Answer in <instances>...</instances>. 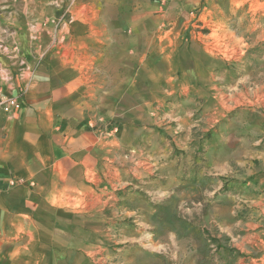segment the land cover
I'll return each instance as SVG.
<instances>
[{
  "label": "crops",
  "instance_id": "0c3cea01",
  "mask_svg": "<svg viewBox=\"0 0 264 264\" xmlns=\"http://www.w3.org/2000/svg\"><path fill=\"white\" fill-rule=\"evenodd\" d=\"M64 2L0 0V264H138L108 237L104 218L114 211L94 191L118 148L145 134L150 94L162 76L156 59H145L148 30L126 33L131 17H109L120 4L101 3L105 11L90 33L78 17L57 30L54 9ZM86 41L92 45L81 53ZM177 41L174 54L163 55L177 74L174 95H188L176 104L177 130L236 136L249 182L263 191L264 91L255 81L246 86L243 74L230 84L225 76L236 66ZM91 52L92 64L74 63ZM218 122L228 124L221 133L213 130Z\"/></svg>",
  "mask_w": 264,
  "mask_h": 264
},
{
  "label": "rangeland",
  "instance_id": "374dc122",
  "mask_svg": "<svg viewBox=\"0 0 264 264\" xmlns=\"http://www.w3.org/2000/svg\"><path fill=\"white\" fill-rule=\"evenodd\" d=\"M104 1L108 0H65L55 6L57 30L60 23L78 17L87 19L90 24L85 27L92 33L94 17L105 11ZM109 1L120 4L109 17L133 19L126 33L130 27L148 30L150 51L145 59H156L162 79L150 94L145 134L128 148H118L116 161L103 169L101 185L94 191L100 205L114 211L104 218L111 228L108 237L138 264L147 258L159 259L150 264H264V190L253 189L249 182L242 163L245 156L237 153L234 143L236 136H189L188 130H177L176 104L188 95H174L177 74L169 70L163 56L174 54L180 38L189 45L197 43L217 64L223 60L236 66L225 76L230 84L242 82L243 74L250 81L246 86L252 87L254 81L259 85L260 95L264 91V0ZM89 44L92 41L82 42L80 52L87 51L83 47ZM161 45L167 51L154 58ZM80 55L75 64H92V52L90 57ZM220 74L218 69V81ZM216 124L217 133L228 127ZM118 254L116 260L125 257Z\"/></svg>",
  "mask_w": 264,
  "mask_h": 264
},
{
  "label": "built area",
  "instance_id": "2783aa9c",
  "mask_svg": "<svg viewBox=\"0 0 264 264\" xmlns=\"http://www.w3.org/2000/svg\"><path fill=\"white\" fill-rule=\"evenodd\" d=\"M9 102V100H6L5 102H4V104H7ZM3 109H4V111H7L8 110V107L5 105L4 107H3Z\"/></svg>",
  "mask_w": 264,
  "mask_h": 264
}]
</instances>
